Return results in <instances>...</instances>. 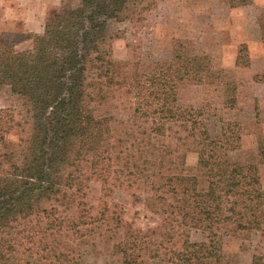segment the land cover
<instances>
[{"label":"trees","instance_id":"16d2710c","mask_svg":"<svg viewBox=\"0 0 264 264\" xmlns=\"http://www.w3.org/2000/svg\"><path fill=\"white\" fill-rule=\"evenodd\" d=\"M143 2L78 0L29 35L23 51L15 50L23 38L0 32V84L15 103L0 109V264H79L63 238L113 232L123 233L112 247L121 264H223L227 227L262 230L258 168L231 160V148L212 138L201 113L176 104L180 84L212 83L217 75L180 52L161 72L113 59L108 22L128 19ZM235 91L225 87L231 105L236 97L226 93ZM117 95L130 111L125 129L119 114L99 115ZM257 150L264 153V136ZM191 153L192 171L185 162ZM92 182L146 194L147 208L167 222L160 240L126 227L107 204H91ZM192 229L208 240L191 242Z\"/></svg>","mask_w":264,"mask_h":264},{"label":"rangeland","instance_id":"374dc122","mask_svg":"<svg viewBox=\"0 0 264 264\" xmlns=\"http://www.w3.org/2000/svg\"><path fill=\"white\" fill-rule=\"evenodd\" d=\"M77 3L0 0V32L15 40L23 38L15 50H26L32 44L29 35L41 34L47 19ZM106 32L112 38L113 59L138 61L145 71L169 70L174 52L210 67L218 78L211 79L215 80L212 83L180 84L176 104L181 109L198 110L212 138H222L231 148V160L258 168L264 188V153L257 150V141L264 136V80L255 79L264 76V0H144L128 19L109 21ZM226 86L236 90L226 93L236 97L233 105L225 97ZM117 96L107 109H100L99 115L107 110L116 117L119 114L123 123L119 127L125 129L130 111L123 104L125 96ZM14 106L9 87L0 84V109ZM175 131L173 127L167 132V143ZM7 142L16 143V131L7 136ZM196 161L195 154H187L186 167L194 170ZM132 193L92 182L89 199L94 206L114 208L126 227L145 238L160 240L167 222L150 212L146 194ZM227 228L221 235L223 264H264V226L261 231L246 232L236 231L234 226ZM122 236V232H113L105 238L63 241L79 264H121V256L113 253L112 247ZM189 238L193 243L206 242L208 234L192 229Z\"/></svg>","mask_w":264,"mask_h":264},{"label":"crops","instance_id":"0c3cea01","mask_svg":"<svg viewBox=\"0 0 264 264\" xmlns=\"http://www.w3.org/2000/svg\"><path fill=\"white\" fill-rule=\"evenodd\" d=\"M32 31L36 33V31H35V30H32Z\"/></svg>","mask_w":264,"mask_h":264}]
</instances>
